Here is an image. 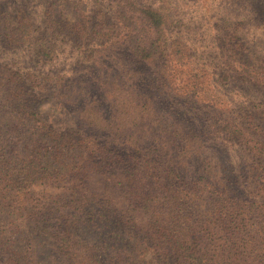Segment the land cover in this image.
I'll list each match as a JSON object with an SVG mask.
<instances>
[{"label":"trees","instance_id":"trees-1","mask_svg":"<svg viewBox=\"0 0 264 264\" xmlns=\"http://www.w3.org/2000/svg\"><path fill=\"white\" fill-rule=\"evenodd\" d=\"M136 11L157 39L132 42L133 80L115 81L131 100L107 117L81 120L82 109L64 126L50 121L37 104L44 80L0 66V264H264V103L187 104L153 86L158 77L134 66L156 52L166 18ZM5 31L7 46L32 34L21 16ZM237 56L225 57L223 85L234 75L264 91V62L236 67ZM75 93H59L64 108Z\"/></svg>","mask_w":264,"mask_h":264},{"label":"rangeland","instance_id":"rangeland-1","mask_svg":"<svg viewBox=\"0 0 264 264\" xmlns=\"http://www.w3.org/2000/svg\"><path fill=\"white\" fill-rule=\"evenodd\" d=\"M139 9L159 10L166 18L156 52L144 65L134 66L152 80L158 77L153 86L172 90L187 104L212 100L217 106L243 104L258 112L254 105L264 103L263 90L243 87L231 72L224 86L221 76L228 54H238L236 67L263 68L264 0H0V66L44 80L45 93L37 104L50 121L64 126L66 118L75 117L72 111L82 109L81 120L107 117L114 104L130 103L117 93L115 81L121 76L133 80L124 61L132 42L149 48L157 39ZM18 16L30 23L32 34L26 44L7 46L5 28L15 26ZM102 24L111 26L114 35L94 39L92 31ZM41 46L48 57L40 56ZM67 88L77 92L78 100L64 108L59 93ZM121 109V118L125 112L133 117L140 112L124 109L121 114Z\"/></svg>","mask_w":264,"mask_h":264}]
</instances>
